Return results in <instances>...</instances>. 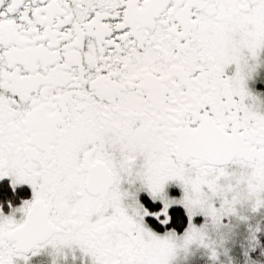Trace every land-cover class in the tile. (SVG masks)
<instances>
[{"label":"snow or ice","instance_id":"1","mask_svg":"<svg viewBox=\"0 0 264 264\" xmlns=\"http://www.w3.org/2000/svg\"><path fill=\"white\" fill-rule=\"evenodd\" d=\"M261 66L264 0H0V264L217 261L264 209Z\"/></svg>","mask_w":264,"mask_h":264},{"label":"rangeland","instance_id":"2","mask_svg":"<svg viewBox=\"0 0 264 264\" xmlns=\"http://www.w3.org/2000/svg\"><path fill=\"white\" fill-rule=\"evenodd\" d=\"M248 86L253 93L264 99V66H261L248 81ZM263 222L264 209L252 214L247 223L241 224L236 229L235 235L225 245L226 251L221 250L219 259L215 262L210 258L207 250L200 248L187 258L183 256L177 258L174 264H262L255 259L253 252L260 246L259 231L256 229L260 230ZM253 235L255 239L252 238Z\"/></svg>","mask_w":264,"mask_h":264},{"label":"flooded vegetation","instance_id":"3","mask_svg":"<svg viewBox=\"0 0 264 264\" xmlns=\"http://www.w3.org/2000/svg\"><path fill=\"white\" fill-rule=\"evenodd\" d=\"M32 198V189L29 185H17L15 193L11 190L10 178H5L0 180V202L4 204L5 214L9 213L11 209L9 208L7 201L11 200L13 206H19L23 203L24 200H30ZM20 213H17V219L20 218ZM51 250H43L40 254L34 256L30 260V264H53L54 259L53 255L50 254ZM19 264H24L21 260ZM58 264H84L83 260L77 255V259L72 260L71 256L67 262L59 260Z\"/></svg>","mask_w":264,"mask_h":264},{"label":"trees","instance_id":"4","mask_svg":"<svg viewBox=\"0 0 264 264\" xmlns=\"http://www.w3.org/2000/svg\"><path fill=\"white\" fill-rule=\"evenodd\" d=\"M258 237H259L260 246L258 249H256L253 252V254H254L255 259H257V261H260V263L264 264V252H263L264 251V222L262 223L261 228L258 232Z\"/></svg>","mask_w":264,"mask_h":264}]
</instances>
